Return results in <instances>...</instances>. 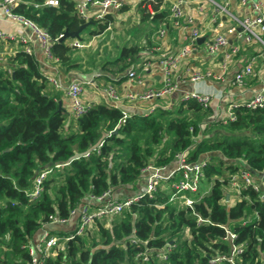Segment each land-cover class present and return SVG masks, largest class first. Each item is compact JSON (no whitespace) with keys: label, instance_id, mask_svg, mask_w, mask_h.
<instances>
[{"label":"trees","instance_id":"1","mask_svg":"<svg viewBox=\"0 0 264 264\" xmlns=\"http://www.w3.org/2000/svg\"><path fill=\"white\" fill-rule=\"evenodd\" d=\"M47 1L25 0L14 12L48 33L58 70L77 69L74 40L60 43V36L88 21L96 27L89 36H97L115 18L108 14L85 20L75 0H57V7ZM139 7L146 42L123 46L101 66L112 76L104 77L105 85L125 83L141 54L160 47L154 34L170 27L168 1L144 0ZM63 93L23 49L0 67V264H33L30 248L53 218L66 223L77 216L73 211L80 204L94 208L98 204L90 198L108 191L118 200L142 194L138 189L146 169H173L181 153L190 163L209 159L203 183L211 190L202 199L186 193L197 201L193 207L169 201L177 174L120 214L95 219L83 235L49 251L42 245L35 253L39 263L264 264V196L243 184L233 189L230 181L242 168L256 180L264 174V108L232 107L230 119L218 116L211 103L204 108L188 100L166 107L160 99L153 112L132 113L122 123L124 110L105 102L75 117L65 107ZM46 169L52 172L44 192L31 200L35 178ZM228 189L234 191L233 204L226 200ZM48 236L62 234L53 230ZM169 245L171 251L160 258ZM235 247L242 253L235 255ZM216 258L225 259L211 263Z\"/></svg>","mask_w":264,"mask_h":264},{"label":"built area","instance_id":"2","mask_svg":"<svg viewBox=\"0 0 264 264\" xmlns=\"http://www.w3.org/2000/svg\"><path fill=\"white\" fill-rule=\"evenodd\" d=\"M25 0H2L1 6L3 9L4 16L22 26L23 28H30L33 34L38 38L40 44L43 47L45 56L47 60L56 67L58 59L54 57L50 51L51 38L48 33L39 28L36 24L26 19L25 17L18 15L14 12L19 8ZM170 4L171 8V20L175 27L181 28L184 26L182 23L183 18V6L185 0H166ZM208 2H213L214 0H205ZM76 9L79 15L85 20H90L94 18L96 20H101L106 15L110 13L111 10L120 11L124 5L123 0H75ZM230 3L237 4L240 7H250L254 14L247 15L242 19H236L235 27L230 28L226 32H221L222 24L217 21V18L212 19V23L216 24L217 27L214 28L215 35L214 38L207 45V52L210 55L222 54V65L220 74L214 73L211 70L202 71L200 69L189 70V79L191 82L198 84L202 83L208 79H211L216 82H221L224 80V76L231 64L233 58L239 53L240 47L230 46L228 35L236 34L237 28L239 27L242 31V38L246 44H256L264 51V1L263 0H220V3L215 4V13L217 15L223 14L226 12V7ZM47 4L53 7L58 6L57 0H49ZM97 7L95 13H91V8ZM20 35L22 31H19ZM16 34H8L5 31L0 29V42L14 40ZM165 30L159 31V37L164 38ZM19 43L22 45L23 50L28 54H32L31 49L28 47L29 40L23 36H17ZM62 35L60 36V38ZM201 37V32L198 29H192L189 35L188 42L184 44L179 50L174 52H169L164 54L160 60L159 65L162 69L163 81L160 88H149L144 91H126L120 93L118 89L113 84H108L101 89V92L106 96L109 105L116 108H121L120 104L122 103H137V102H154L166 97L171 96L178 90V81L176 78V72L178 71L181 64L193 53L196 49L197 40ZM92 41L85 42L74 40L72 46L75 49L81 50L89 48ZM255 63L256 57H252L246 65L240 69L235 77L233 78L231 85L236 87L245 86L247 79L253 78L256 76L255 73ZM146 64V63H145ZM148 64L144 66V70ZM142 68L133 66L127 72V85L133 87H139L144 85V74ZM50 84L59 91L65 92V97L68 102V111L73 114L75 117H80L83 115L91 106L88 102L84 100L85 85L79 81L71 82L66 88L63 86L62 82L55 76L48 77ZM219 97V96H218ZM213 95L204 94L201 92H191L186 93L182 96L181 101L196 100L204 108H208ZM248 108H264V92H259L251 100L244 104ZM239 104H230V109L232 107H238ZM154 111V108H151L148 113ZM130 113L124 110V119L122 123L125 122V119L130 117ZM226 118L233 119V114L228 112L225 116ZM209 159L197 163H190L187 160V154L181 153L177 155V165L175 168L168 170L167 167L155 168L150 166L146 169L148 174L145 178V191L136 196L128 197L124 200L114 199L110 191L106 192L100 197H91L90 200L95 201L98 205L93 208L90 204H80L74 211L73 214H76L78 217V224L76 229L66 236H48V233L42 238L39 244L36 247L30 248V254L33 257V264H40L37 256L35 255L36 249H41V246H45V251H49L52 248L57 246H62L64 242L73 239L76 236L83 235L86 230L91 228L95 219L98 218H108L120 214L125 208H128L132 203L137 202L141 195H149L155 192L156 188L164 181H167L177 174L180 176L179 181L171 185V196L169 198L170 202L179 201L180 204L186 207H193L197 202L195 198L186 196V193H190L194 197L199 196V199L204 198L209 191L211 186L205 185L203 183L204 174L203 169L207 165ZM62 165H57L56 168H61ZM52 169L43 170L34 181V188L29 193V198L31 200L38 199L44 192V182L51 174ZM231 187L233 189H239L241 185L249 186L255 191H260L262 197L264 196V174L261 175L260 179L256 180L255 177L246 169L242 168L238 174L233 175L230 179ZM228 200V199H227ZM198 222H206V220L198 219ZM52 223H65V220H58L56 218L52 219ZM186 236L188 235V230L185 231ZM231 238H234V235H230ZM172 246L169 245L165 248L164 252L159 255L160 258H166L169 251H171ZM235 255L242 253L241 247H235L233 249ZM225 258H216L211 260V263H219ZM147 260V257L144 258ZM230 262H233V259H230Z\"/></svg>","mask_w":264,"mask_h":264},{"label":"crops","instance_id":"3","mask_svg":"<svg viewBox=\"0 0 264 264\" xmlns=\"http://www.w3.org/2000/svg\"><path fill=\"white\" fill-rule=\"evenodd\" d=\"M1 1L2 0H0V29L8 34H16L17 36H23L29 40L28 47L38 60L40 69L47 78L51 76L57 77L65 88L73 81L82 82L86 88L83 96L86 102L91 105L101 102L109 104L106 96H104V94L101 92V89L106 86L104 77L111 78L112 76L109 72L103 71L101 66L110 60H104L103 64L94 66L95 61H98L96 64L101 63V55L97 54L98 60L93 62V60L91 61L92 53L87 55L86 52L94 50L92 47L96 39L98 42V47L101 46V51L106 46H111L113 44L112 41L105 43L103 37L108 35L113 29H118L119 26L128 21L129 18L132 17V19L140 22L142 14L139 5L144 0H123L124 5L120 11L111 10L109 13V15L114 16L115 23L111 24L106 31L98 34L97 36H89L91 32L96 30L95 24L92 23L90 26H88L81 34V41H92V43L89 48L81 50L75 49L72 58L76 62L75 64L78 65V68L71 71H66V69L60 71L50 64L45 56L40 41L33 34L32 30L27 27L22 29V26L14 23L4 16ZM214 3H220V0H214ZM214 3L205 0H185L182 18V23L184 26H181V28L175 27L173 21L170 20V27L165 30L164 38H160L159 33L154 34L155 40H160V47L152 50L151 52L147 51L142 53L140 61L135 65L136 67H141L144 70V66L148 64L146 70L143 71L145 80L144 85L139 87L128 86L126 81L125 83L116 86L118 91L120 93H124L126 91H144L149 88H160L163 81L162 69L159 65L160 58L164 54L179 50L184 44L188 42L192 29H198L201 32L200 38H203L205 41L201 44L196 43V49L181 64L178 71L176 72L175 79L178 81L177 92L169 97H166L165 99L160 100V104L170 107L173 104L181 101L182 96L186 93L201 92L214 96L211 102L213 108L215 109L218 116L225 117L227 113L230 112V104H244L251 100L259 92H264V51L256 44H246L243 41L241 34L242 31L239 27H236V34L228 35L230 46L239 45L240 51L233 58L231 64L229 65V68L224 76V80L221 82H216L208 79L198 84L190 81L188 74L189 70H211L217 74H220L221 72L223 58L222 54L210 55L207 52V45L214 38V28L217 27L216 24L212 23V19L216 17L217 21L222 24L221 32H226L230 28L235 27L236 19H242L247 15L254 14L253 10L249 6L244 8L238 6L237 4L230 3L229 6L226 7V12L217 15L214 11ZM90 11L92 14L95 13L97 11V7L91 8ZM139 24L141 25L140 31L144 32L147 27L142 23ZM138 30L139 29L136 31ZM19 31H22L21 35ZM17 36H15L14 40L0 42V67L6 66L8 57L15 55L17 51L23 49ZM72 42L73 41H71V44ZM145 42L146 37L143 36L142 39L137 42V44L144 45ZM135 44L136 42L131 45ZM114 48H119L118 50L120 51L122 47L115 45ZM252 57H256V63L254 66L256 76L247 79V82L243 87L232 86L231 82L236 73L242 69V67L246 65V63H248ZM144 61H148V63L145 64ZM63 100L65 107L68 108L65 92L63 93ZM155 104L156 101L137 103L126 102L120 104V107L122 110H125L130 114H145L148 113L151 108H155ZM143 182L145 183V180ZM143 182L139 185L138 193L145 191L146 185ZM77 223L78 217L76 216L66 223L49 224L42 229V232L36 238L35 244H39L45 234L49 231L51 232L54 230L55 232L61 233L62 236H66L76 229Z\"/></svg>","mask_w":264,"mask_h":264},{"label":"rangeland","instance_id":"4","mask_svg":"<svg viewBox=\"0 0 264 264\" xmlns=\"http://www.w3.org/2000/svg\"><path fill=\"white\" fill-rule=\"evenodd\" d=\"M139 23H141V21L140 22L136 21L135 19H132V17H131L128 19V21L124 22L123 25H120L118 29H113L108 35L103 37L105 43L112 41L113 44L111 46H108V47L106 46L104 49H102V51L100 48L101 46L98 47V42L96 39V41L94 42L93 47H92V49L94 48V50L90 51V52H86L87 55L89 53H92L91 54L92 55L91 61L93 60V62L95 60H98L97 54L101 55V58H100L101 63L96 64L98 61H95L94 66H98V65L103 64L104 60L115 59L119 54V52H118L119 48H114L115 45H119V46L123 47V46H128V45L132 46L131 44H134L135 42L137 44V42H139V40H141L145 34V32L136 31L137 29L140 30V28H141V25ZM144 63H148V61H144ZM228 107H229V105H228ZM259 179L260 178H258V180ZM227 192H228V194L226 195V200L228 199L227 201L229 202V204H233L234 200H233L232 195H233L234 191L231 189H228Z\"/></svg>","mask_w":264,"mask_h":264},{"label":"water","instance_id":"5","mask_svg":"<svg viewBox=\"0 0 264 264\" xmlns=\"http://www.w3.org/2000/svg\"><path fill=\"white\" fill-rule=\"evenodd\" d=\"M92 24L91 21L86 22L85 24H82L79 29L76 32L70 33L67 30L64 32V34L62 35V37L59 39V42H65L68 39H72V40H82L81 34L82 32ZM205 40L203 38H199L197 40L198 44H201L202 42H204ZM60 108L62 107V103H59Z\"/></svg>","mask_w":264,"mask_h":264}]
</instances>
